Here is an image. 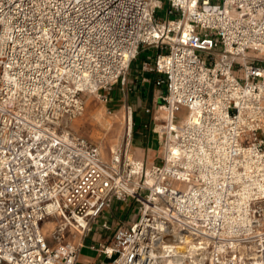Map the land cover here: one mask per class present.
I'll return each mask as SVG.
<instances>
[{"label":"built area","instance_id":"built-area-1","mask_svg":"<svg viewBox=\"0 0 264 264\" xmlns=\"http://www.w3.org/2000/svg\"><path fill=\"white\" fill-rule=\"evenodd\" d=\"M167 4L159 19L161 0H0V264H74L69 236L129 199L137 218L99 247L109 264H264V0ZM149 48L162 155H128L125 104L104 158L68 126L85 83L108 102Z\"/></svg>","mask_w":264,"mask_h":264},{"label":"crops","instance_id":"crops-1","mask_svg":"<svg viewBox=\"0 0 264 264\" xmlns=\"http://www.w3.org/2000/svg\"><path fill=\"white\" fill-rule=\"evenodd\" d=\"M139 57L140 54L131 61L124 83L118 80L109 92V104L113 107L124 104L131 106L134 125L130 148L134 149L136 155L134 158L141 159L145 165L149 166L156 163L162 155V137L159 135L157 127L164 124L166 118L165 110L159 107L166 88L156 85L155 81L160 76L158 73L142 69V62L148 58L140 61ZM145 109H149V111L146 112ZM137 207L138 204L132 199L114 200L92 222L91 230L85 235L71 234L69 237L74 242H81L74 264H109L111 259L99 247L112 239L116 227L128 225L137 218ZM103 221L110 224L111 228H102Z\"/></svg>","mask_w":264,"mask_h":264},{"label":"rangeland","instance_id":"rangeland-1","mask_svg":"<svg viewBox=\"0 0 264 264\" xmlns=\"http://www.w3.org/2000/svg\"><path fill=\"white\" fill-rule=\"evenodd\" d=\"M161 1L164 5L161 10L157 11L159 19L166 17L168 8L167 0ZM155 53L156 50L154 49L142 51L139 53V60L149 59V57L152 55L154 56ZM162 87L166 88V85L163 84ZM81 97L84 103L83 112L69 123V129L73 133L83 136L98 145L103 156L108 158L112 153V145L116 148L123 141L125 104L113 107L109 104L110 98L108 102H104L97 92L84 91ZM186 113V110L180 112L181 119L185 117L184 115H186ZM128 153L131 154L132 157L136 156L133 148H130ZM157 162H159V160ZM49 220L50 219L45 220L42 226H45ZM43 233L46 237H49L50 229L46 228Z\"/></svg>","mask_w":264,"mask_h":264},{"label":"bare ground","instance_id":"bare-ground-1","mask_svg":"<svg viewBox=\"0 0 264 264\" xmlns=\"http://www.w3.org/2000/svg\"><path fill=\"white\" fill-rule=\"evenodd\" d=\"M85 87L87 88V91H89V92H93V93H98V91H96V84L93 82V81H91V80H88L86 83H85ZM185 117H184V119H183V121L185 122V121H191L192 120V115H190V114H186V115H184ZM124 121H125V129H124V135L126 134V132H127V124H130L131 123V114L129 113V111L128 110H126L125 109V117H124ZM157 129L159 130L160 129V125L157 127ZM112 151H115V147H114V145H112ZM128 155L130 156V157H132V155L131 154H129L128 153ZM53 225H54V221L53 220H49L48 221V223H46V225L45 226H42V231H44L46 228H48V229H52V227H53ZM86 246V245H85Z\"/></svg>","mask_w":264,"mask_h":264}]
</instances>
